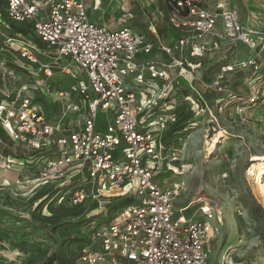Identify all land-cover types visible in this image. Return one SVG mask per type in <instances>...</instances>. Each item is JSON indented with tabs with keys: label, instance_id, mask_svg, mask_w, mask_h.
<instances>
[{
	"label": "built area",
	"instance_id": "2783aa9c",
	"mask_svg": "<svg viewBox=\"0 0 264 264\" xmlns=\"http://www.w3.org/2000/svg\"><path fill=\"white\" fill-rule=\"evenodd\" d=\"M111 1L0 0V126L23 151L5 153L0 138V172H17L18 183H57L54 206L108 199L107 217L92 220L73 243L79 264H211V243L226 219L221 201L203 195L196 205L177 207L185 188L179 178L189 130L184 124H191L183 114L197 105L191 94L199 102L191 81L201 65L195 60L220 50L223 40L242 41L251 54L242 70L256 77L250 92L258 95L264 31L244 25L229 0L217 1L224 29L195 0H166L177 36L161 40L154 25L151 38L121 21L97 18L94 13L106 15ZM19 24L23 30L14 32ZM19 67L45 85L38 83L39 93L51 107L5 82ZM28 166L32 171L22 176ZM247 232L237 241L250 250L258 243L248 244ZM233 250L228 246L219 264H242Z\"/></svg>",
	"mask_w": 264,
	"mask_h": 264
},
{
	"label": "rangeland",
	"instance_id": "374dc122",
	"mask_svg": "<svg viewBox=\"0 0 264 264\" xmlns=\"http://www.w3.org/2000/svg\"><path fill=\"white\" fill-rule=\"evenodd\" d=\"M195 1L217 17V27L222 29L223 9L217 8L218 0ZM167 4L166 0H112L105 6L106 15L101 11L94 14L110 22L121 21L149 33L151 38L149 29L154 25L161 40H170L177 32L168 23ZM230 6L239 12L244 25L264 31V0H257L252 7L230 1ZM20 26L12 27L13 31L22 29ZM29 39L43 46L37 37ZM221 43L222 48L214 54L195 60L201 65L191 81L202 106H188L183 114L184 122L191 124H184L189 130L185 134L187 145L182 163L191 167L179 177L185 182V188L178 197L177 207L184 208L203 195L220 200L226 219L221 235L211 243L210 263L219 264L221 254L232 246L235 262L264 264V191H258L256 175L248 174L253 155L264 154V89L261 88L258 95L250 92L256 77L242 70L243 63L251 58L248 47L239 40ZM228 67L232 70H225ZM16 69L10 71L5 82L26 95L41 99L38 83L43 85L42 82L37 83L24 68ZM49 97L52 101L57 99L55 94ZM221 99L224 100L219 103ZM220 130L223 134L219 145L210 154L206 151L207 140ZM9 143L5 153L15 151L19 155L23 152L18 145ZM27 170L22 176L29 175L32 168L28 166ZM17 178V172H0V264H79L73 243L83 236V227L92 220L107 217L103 207L108 199L100 198L101 204L54 206L50 196L61 189L57 183L37 186L34 181L18 183ZM113 203L108 210L109 218L115 214L111 209ZM237 207L242 209L243 215L236 214ZM246 231L248 244L258 243L250 250L237 241Z\"/></svg>",
	"mask_w": 264,
	"mask_h": 264
},
{
	"label": "bare ground",
	"instance_id": "6f19581e",
	"mask_svg": "<svg viewBox=\"0 0 264 264\" xmlns=\"http://www.w3.org/2000/svg\"><path fill=\"white\" fill-rule=\"evenodd\" d=\"M189 100L192 101L193 103L197 104L200 106L199 102L196 100V98L191 94L189 96ZM223 134V131L220 130L216 135H214L211 140H207V149L210 154H213L215 150L217 149L220 139L219 137ZM252 166L249 169L248 174L249 175H256V183L259 187L258 191H264V182H263V176H264V154H256L253 155L252 157ZM191 166L189 165H184V170L182 174L188 172V169H190ZM177 171H179L178 168L175 167Z\"/></svg>",
	"mask_w": 264,
	"mask_h": 264
},
{
	"label": "trees",
	"instance_id": "16d2710c",
	"mask_svg": "<svg viewBox=\"0 0 264 264\" xmlns=\"http://www.w3.org/2000/svg\"><path fill=\"white\" fill-rule=\"evenodd\" d=\"M23 30V29H22ZM42 100L43 102L45 103V105H47L48 107H51L52 106V102L49 101L48 98H44L42 96ZM0 138H2L3 140H5L6 143H9L6 139H8L11 143L9 144H12V141L10 140L8 134L6 133V131L0 126Z\"/></svg>",
	"mask_w": 264,
	"mask_h": 264
},
{
	"label": "crops",
	"instance_id": "0c3cea01",
	"mask_svg": "<svg viewBox=\"0 0 264 264\" xmlns=\"http://www.w3.org/2000/svg\"><path fill=\"white\" fill-rule=\"evenodd\" d=\"M230 1L231 3H234V4H237V3H239L240 5L245 4L247 5V7H252L254 6V3L257 2V0H230ZM168 41H171V39ZM178 209H181V208H178Z\"/></svg>",
	"mask_w": 264,
	"mask_h": 264
}]
</instances>
